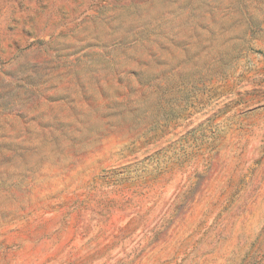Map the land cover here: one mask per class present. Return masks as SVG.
I'll list each match as a JSON object with an SVG mask.
<instances>
[{
    "label": "rangeland",
    "instance_id": "1",
    "mask_svg": "<svg viewBox=\"0 0 264 264\" xmlns=\"http://www.w3.org/2000/svg\"><path fill=\"white\" fill-rule=\"evenodd\" d=\"M0 264H264V0H0Z\"/></svg>",
    "mask_w": 264,
    "mask_h": 264
}]
</instances>
